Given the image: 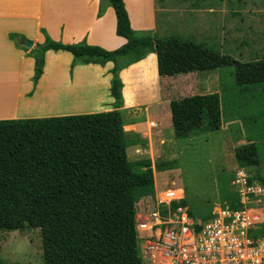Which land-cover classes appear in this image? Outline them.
<instances>
[{"label":"trees","instance_id":"1","mask_svg":"<svg viewBox=\"0 0 264 264\" xmlns=\"http://www.w3.org/2000/svg\"><path fill=\"white\" fill-rule=\"evenodd\" d=\"M115 11L117 35L127 40L116 51L86 43L65 45L48 35L40 51H64L76 60L105 65L112 62L111 96L115 110L106 113L42 119L0 121V232L41 230L44 264H144L139 251L137 206L154 195L151 160L130 162V142L122 107L120 62L158 57L161 77L212 72L233 66L242 87L264 85V58L244 63L178 36L157 38L132 29L125 0H105ZM37 62L35 85L43 74ZM221 94L197 95L171 102L175 137L189 139L218 132L224 123ZM231 106V105H230ZM261 116L249 118L254 124ZM247 121H245L246 125ZM244 125V126H245ZM251 182L264 185V130L236 149ZM165 171L170 166H158ZM167 168V169H166ZM188 196V195H187ZM233 203L238 199L232 194ZM195 220L214 218V203L187 197L182 202ZM0 264H4L0 258Z\"/></svg>","mask_w":264,"mask_h":264},{"label":"crops","instance_id":"2","mask_svg":"<svg viewBox=\"0 0 264 264\" xmlns=\"http://www.w3.org/2000/svg\"><path fill=\"white\" fill-rule=\"evenodd\" d=\"M125 5L132 29L137 33H152L157 38L166 28L170 31L173 25L178 24V37L196 40L197 30H204L201 24L204 17L217 13L211 5L201 7L200 0L199 4L193 6L188 0H125ZM218 13L220 17H225L222 22L225 28L221 32L225 35L234 23L233 16L239 13L227 5L222 6ZM252 13L261 14L264 11ZM243 29L238 27L239 34ZM188 30L191 34L186 33ZM182 31L184 35H181ZM45 35L65 45L86 43L110 52L127 43L126 39L117 35L115 11L105 0H0V121L114 111L115 102L111 96L112 62L102 65L76 60L68 52L48 51L44 56L43 74L35 85L39 59L35 52L45 44ZM255 38L257 40L253 43L250 41L252 46L257 43L255 47L249 46L253 48L249 52L251 49L254 51L250 55L252 61L264 58L261 55L264 54V31ZM220 40L226 43L222 37ZM24 41L31 42L32 49L25 48ZM184 76L189 78V82L194 77L196 87L206 90L194 96L221 94L214 79L215 76L218 77L216 80L219 77L221 79L220 74L204 72ZM120 77L123 88L119 111L125 122L129 148L134 146L135 153L149 152L150 149L144 148L142 151L138 146L148 145L152 134L164 137L165 132L173 128V99L165 92V86L171 85L170 81L176 77L159 75L155 53H148L138 61L127 63L121 68ZM149 85H152V90ZM152 124L156 127H152ZM154 176L155 188L159 191L161 187L155 171Z\"/></svg>","mask_w":264,"mask_h":264},{"label":"rangeland","instance_id":"3","mask_svg":"<svg viewBox=\"0 0 264 264\" xmlns=\"http://www.w3.org/2000/svg\"><path fill=\"white\" fill-rule=\"evenodd\" d=\"M188 3L193 6L199 4V0H188ZM200 4L204 8L206 5H211L217 13L210 17H204L201 21L204 30L201 32L197 30L196 40L192 41L205 42L215 51L237 61L251 62L250 55L254 53L252 47H255L257 43L252 46L250 41L252 40L253 43L255 37L264 31V13L252 12L264 11V0H200ZM226 5L229 9L237 11L239 15L233 16L234 23L223 35L221 32L225 26L222 25V22L224 23L225 17H220L218 12H221L222 6ZM238 27L244 28L241 34H239ZM177 28H179L178 24L173 25L170 31L166 28L158 37L180 36ZM186 33L191 34V31L188 30ZM181 35H184L183 31ZM221 37L223 41H226L225 44L220 40ZM250 48H252L251 53L249 52ZM35 54L38 58L45 56L40 49L36 50ZM127 63V59L121 60L120 67H124ZM212 72L221 76L219 80H216L217 76L214 79L216 86L220 87L223 98V119H237L234 120V123L231 122L232 124L223 122L224 127L218 132H205L189 139H177L173 128L170 130L171 133L167 130L164 137L157 133L152 134L151 145H149V141L148 145L145 143L138 146L142 151L144 148L150 149L149 152L135 153L134 146H131L128 150L129 161L135 163L147 158L151 159L161 187L159 191H156L155 188L153 200L149 198L137 206L138 213L148 214L156 211V206L152 202L158 194L170 189L184 191L185 199L189 197L193 201L205 202L206 206H209L208 202L214 203V208L225 202L230 203L232 194L238 190L239 186L235 182L241 168L236 162L235 152L238 147L248 144L263 133L264 122L258 133L255 128H259L262 123L254 124L249 121V118L252 119V117L263 114L264 85L242 87L237 82L233 66L223 67ZM193 81H195L194 77L190 78L189 82V78H185L184 75L177 76L173 81H170L171 85L165 86V92L172 99L201 94L202 89L197 88L196 81L195 83ZM149 88L152 90V85H149ZM245 121H247L246 125ZM131 142L133 143V141ZM159 165H171L172 167L163 171L158 167ZM246 171L249 175L254 172ZM137 220H141L138 214ZM42 247L41 230L38 228L0 232V258L4 264H44Z\"/></svg>","mask_w":264,"mask_h":264},{"label":"built area","instance_id":"4","mask_svg":"<svg viewBox=\"0 0 264 264\" xmlns=\"http://www.w3.org/2000/svg\"><path fill=\"white\" fill-rule=\"evenodd\" d=\"M235 184L236 202L217 205L207 221L183 207L184 191L158 194L156 211L136 222L144 264H264V185L242 168Z\"/></svg>","mask_w":264,"mask_h":264},{"label":"water","instance_id":"5","mask_svg":"<svg viewBox=\"0 0 264 264\" xmlns=\"http://www.w3.org/2000/svg\"><path fill=\"white\" fill-rule=\"evenodd\" d=\"M23 44H24L25 48L32 49V47H33V44L31 42H28V41H24Z\"/></svg>","mask_w":264,"mask_h":264}]
</instances>
